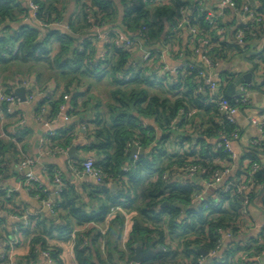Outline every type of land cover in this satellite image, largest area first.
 Wrapping results in <instances>:
<instances>
[{
	"label": "trees",
	"instance_id": "16d2710c",
	"mask_svg": "<svg viewBox=\"0 0 264 264\" xmlns=\"http://www.w3.org/2000/svg\"><path fill=\"white\" fill-rule=\"evenodd\" d=\"M30 1L39 9L37 20L48 28L40 30L38 27L21 26L13 33L7 28V33L0 34V68L5 70L42 63L56 71L61 94L48 95L40 103L39 111L48 104L54 117L65 106L64 97L68 96L71 97V108L67 114L82 117L77 125L54 133L48 146L70 149L79 130L86 131L92 143L85 151L92 154L96 168L105 176L102 186L97 190L104 196L101 201H106V205L97 212L80 207V198L67 185L56 201L58 216H52L50 220L33 219L32 230L23 232L30 247L25 259L36 261L42 257L43 252L49 251L57 264H65L61 259V246L53 241L54 235H57L63 242L75 237L73 252L77 264L131 261L139 246L143 252H154L153 256L143 260V264H200V261H205L209 255L217 252L224 233H231L233 237L240 235L246 217L239 196L208 192L204 201L193 204V196L203 187L194 182L180 184L173 178L178 168L193 164L201 166L206 171L203 179L210 181L216 170L230 166L235 168L230 181L240 183L245 178L250 185L264 186V169L253 176L249 174L252 164L261 165L264 141L247 156L249 165L234 160L224 148H216V143L222 136L231 139L234 136L240 137L241 130L237 124L226 121L216 106L207 103L208 95L200 92L204 82L199 77L198 67L202 64L194 63V68L181 70L183 73L177 77L169 73L161 76L159 70H156L159 58H156L158 54L154 46L176 43L180 31L175 33L173 29L183 18L203 37L213 41L211 58L215 62L245 54V49L235 41L236 31L230 32L220 20L218 29H223L220 34L207 20L208 13L201 14L198 5L199 1H203L205 9L215 11L217 4L209 5L204 0H122L123 19L117 26L119 9L115 0H75L80 13L76 20L69 21V31L65 32L60 28L66 15L65 0ZM232 2L241 9L248 0ZM253 2L250 8L259 17V21L238 28L246 34L245 41L250 49L264 43V0ZM28 13L26 0H0V28L19 24ZM90 20L94 24L89 23ZM165 22L172 28L170 33L164 32ZM94 27L119 28L129 36H135L143 28L147 29L143 39L153 52V61L147 64L139 61L134 66L131 53L117 49L113 43L106 46L105 58L97 59L95 41L83 38ZM113 37L110 35L112 41ZM54 43L59 44L57 53H53ZM260 57L264 63V52ZM261 74L264 80V73ZM104 78L111 80L112 89L103 113L97 111L103 105L102 101H98L96 110L90 106V101L95 99L92 94L95 86L90 81L100 82ZM83 89L85 93L81 92ZM229 102L241 108L231 100ZM182 110L196 111V114L191 118H181ZM88 113L92 115L91 120L87 119ZM133 142H139L145 151L135 161L130 155ZM2 144L0 142V147ZM177 149L183 152L178 153ZM2 153L0 148V158ZM3 164L0 161L2 176ZM127 167L131 168L125 173ZM53 170L49 169L52 178ZM164 174L169 176L167 180L163 179ZM109 182L121 185L120 192L112 194L106 188ZM35 194L40 195L42 200L50 198L49 192L39 190ZM249 196L251 201L256 200L255 194ZM11 201L0 190L1 209L4 210ZM217 202L220 203L215 206ZM260 202L264 206V193ZM165 203H169V206L163 207ZM174 205H182L187 211ZM113 207H120L127 214L111 213ZM63 211L68 213L67 217L62 216ZM129 215L125 254L119 251L118 244ZM106 223L108 227L102 234L100 227L103 228ZM87 224L96 227L90 234L74 231L77 225ZM93 233L96 234L91 238ZM114 239L116 244L113 243ZM104 241L108 249L105 258L97 246ZM159 246L166 247L167 252H159ZM263 252L264 242L259 238L246 247L231 244L222 256H211V263L206 264H255L252 259L262 257ZM114 253L120 254L117 262ZM244 255L246 257L242 259ZM17 261L23 263L22 259Z\"/></svg>",
	"mask_w": 264,
	"mask_h": 264
},
{
	"label": "crops",
	"instance_id": "0c3cea01",
	"mask_svg": "<svg viewBox=\"0 0 264 264\" xmlns=\"http://www.w3.org/2000/svg\"><path fill=\"white\" fill-rule=\"evenodd\" d=\"M167 1V0H166ZM209 5L218 4L221 0H204ZM119 9V17L117 26L121 24L123 19V7L122 0H115ZM29 0H26V5L28 6ZM64 7L66 9L65 19L62 26L60 27L65 32L69 31V21L71 19L76 20V16L79 15V5L76 4L75 0H65ZM37 19L34 15V12L30 10L27 16L23 17L19 24L4 25L0 28V34L7 33L6 29L10 28L11 33L17 31L21 26H30L33 28L38 27ZM222 23L227 26L230 32H235L236 29L241 24V18L236 15L233 10H228L225 15L222 17ZM165 33H170L172 28L164 23ZM119 31L122 34L126 35L129 38H134L138 36V33L135 36H129L126 32L119 28L106 27L102 30L91 29V31L86 34L84 39H93L95 41V50L96 58L101 60L105 58L107 53L106 46L102 41L97 39V35L100 31L110 32V31ZM179 46V51L181 55L175 52L172 45L166 44H156L154 46L155 51H157L158 56L156 58L159 60L157 63V69L161 76L164 74H171L174 77H177V70L183 64L192 65L196 62L201 63L200 55H195L193 50L192 38L187 29H181L178 34V41H176ZM258 51L264 48V43L257 45ZM53 53L59 51V44L54 43ZM132 55V64H137L143 56L142 50H136L131 53ZM246 55V54H244ZM244 55H235L228 60H219L218 66L215 69L213 77L215 80L223 81L224 95L229 85L234 81L242 78L245 74L250 72L253 65L256 64L257 56L249 55L247 61L243 59ZM252 57H255L252 60ZM169 78L168 80H170ZM30 82L32 85L31 92L33 94H41L42 96L35 97L34 100L29 101L26 89L23 85L25 82ZM255 83L253 88L250 91V100H251V118H256L258 113L264 110V83L263 77L255 76ZM91 84H94L95 88L93 90L94 101H90V106L95 108L99 105L98 101H102L100 107L97 108V111L101 110L105 112V106L109 100V91L112 89V82L109 78H104L100 82L94 80L90 81ZM171 82V80H170ZM0 86L5 90V92L14 93L19 88H25L27 95V102L21 103L16 116L8 115L6 113L4 118L0 116V142H2V154L0 158L4 164V175H1L0 178V190L4 191L7 194H10L9 199L12 201L7 205V208L12 206V213H29L33 216V219H51V213L48 208L43 204L42 201L36 198V194L33 191H30L27 188L22 176L19 174L18 165L25 158H33L36 162L34 167V174L37 177L40 184L47 189L51 195L55 192V187H53L51 172L52 169H56L60 172L61 180L65 184V187L69 185L73 192L80 198L79 205L83 206L84 209H92V207L97 206L96 204L101 203L103 195L99 194L97 190L98 187L102 184L97 183L95 180L84 177L77 178L73 174V168L76 164H81L88 158L92 157V154L85 151L91 143L92 140L89 139L86 131L79 130L77 136L73 141V146H77L75 154L79 157L78 160H72L67 155H58V156H49L44 152L45 147L48 146L47 135L51 133H57L80 123L81 115L69 116L67 112L71 108V97L66 101L65 110L60 112L53 117L51 114V108L48 104L44 105L42 111H39L40 103L45 101V98H48V95L55 96L61 94L60 88L61 84L58 82V77L56 71L48 69L46 65L42 63L39 64H30L27 66L14 67L11 69L3 70L0 68ZM240 86H236L234 89L235 94H239ZM81 92L85 93L83 89ZM226 96V95H225ZM84 114V113H83ZM85 115V114H84ZM247 112L245 114H239L236 118V123L241 130L240 139L233 143V150L235 152L236 160L244 162V165H248L249 161L246 160L247 156L254 149L251 146L253 140L260 139V134L255 126H253L248 120ZM88 120L92 119V115L88 113L86 115ZM24 120V124L20 125V121ZM46 142L45 145L42 142ZM10 144L13 145L10 147ZM178 153H182V149H177ZM262 169H264V157L261 158ZM52 167V168H51ZM54 174V173H53ZM52 174V175H53ZM173 180L177 183L184 184L190 183V181L184 180L181 176L174 177ZM155 179H153V182ZM194 183H201V181L194 180ZM155 183V182H154ZM105 186V185H104ZM113 186H117V189L112 192ZM107 189L111 191L112 194L120 192L121 185L116 183H109L106 186ZM149 188V186H148ZM255 194L256 200L254 204L250 207L249 217L244 219V224L242 226V231L237 237L231 239H225L222 249L220 250L218 256H222L224 250L227 249L231 244H239L243 247L249 246L255 240L261 238L264 231V206L261 204L260 200L262 194L264 193V186H255L254 184L250 185L248 194ZM6 209V207H5ZM0 207V263L4 262L2 257L7 251V240L8 238H17L21 240V244L16 246L14 250V257L17 260L22 259V264H45V260L42 257H39L36 261H27L25 258L29 255L30 247L27 245V237L21 233L17 234V227L20 226L21 221L12 218L9 214V210L5 211ZM122 212L121 210L116 211ZM124 215L126 212H122ZM62 216L67 217L68 213L63 211ZM130 216V215H129ZM71 220V219H70ZM76 224V223H75ZM103 228L108 227V223L102 226ZM93 228H96L93 224L87 225H77L74 229L75 232H91ZM128 225L124 228L123 236L119 242V251L127 254L126 241L128 238ZM105 233V230H102ZM90 234V233H89ZM96 233L91 235V238L95 236ZM103 234V232H102ZM18 235V236H17ZM55 239L53 241L62 248L61 259L65 264H77L74 257V243L75 237L68 241H61L58 239L57 235H54ZM115 238V237H114ZM116 239H114L115 243ZM103 244V245H102ZM116 244V243H115ZM114 244V245H115ZM105 241L100 242L99 246L103 252V257H107L108 249L105 247ZM96 259V257H94ZM115 262L120 258V254L114 253ZM252 261L255 264H264V259L254 258ZM208 262V259L207 261Z\"/></svg>",
	"mask_w": 264,
	"mask_h": 264
},
{
	"label": "built area",
	"instance_id": "2783aa9c",
	"mask_svg": "<svg viewBox=\"0 0 264 264\" xmlns=\"http://www.w3.org/2000/svg\"><path fill=\"white\" fill-rule=\"evenodd\" d=\"M144 2H147V0H143ZM203 1H199L198 5L201 8L200 12L208 13L207 20L209 21L210 25L212 26L213 29H218L220 27V20H222V17L225 15L228 10H233V12L238 15L241 18V26H246L248 24H251L253 22H258L259 17L253 12V10L250 8V3L248 0V3L242 7L241 9H238L235 4L232 2V0H221L217 5L215 11L213 10H207L203 6ZM28 6L31 11L34 12V15L37 19V13H38V7L32 3L29 0ZM252 6V5H251ZM183 14V12L181 13ZM38 21V20H37ZM38 28L40 30H45L48 28V26L42 22H37ZM89 23H93L92 20L89 21ZM238 27V28H239ZM236 29L235 33V41L237 44H239L241 47L245 49V54H248L250 52H261L262 50L258 51V46L252 47L250 49L249 44L245 41L246 39V34L244 33L243 30H238ZM93 29L96 30H102L100 27H94ZM181 29H187L189 34L191 35L192 38V44H193V50L195 51V55H200L201 59V67L199 68V77L203 79L204 82V87H201L200 92H202L205 95H208L209 100L208 104L209 105H214L218 108L220 113L223 115L226 121H228L231 124H237L236 123V118L239 114H245L247 112L248 115V120L250 123L255 126L260 134V139L253 140L251 142V146L253 148L257 147L260 142L264 141V110L260 111L257 115L256 118H251V100H250V91L251 88H253V84H245V85H240V90L239 94L234 99H229L234 104L239 105L241 108H238L236 106H232L228 100V98L224 95V90L225 88L223 87V81L221 80H215L213 77V74L215 72V69L218 66V62H215L211 58V51L213 49V41L210 38L203 37L201 33H199L195 28L189 26V23L186 19L183 18V20L173 29V32L177 33ZM147 29L143 28L142 32L138 33L137 37L134 38H129L126 35L122 34L121 32L117 31H110V32H103L100 31L97 35V39L102 41L105 45L109 44H114V46L122 50L123 52L127 53H133L136 50H142L143 51V56L142 59L140 60L142 64H147L151 63L153 61V52L145 45V41L143 39V33L146 32ZM218 32L220 34L223 33V29H218ZM110 35H113V41L110 38ZM224 39L222 38L221 41ZM14 51L16 52L17 49L15 48ZM5 56V55H4ZM257 62L256 64V75L255 76H261L262 72L264 73V63H263V58L260 56H257ZM134 64V66L138 65ZM260 66V68H259ZM185 68H194V65H189V64H183L178 70L177 74L183 73L180 72L181 70H184ZM261 72V73H260ZM127 81L129 79H126ZM29 92L28 95V100L32 101L35 99V97L42 96L41 94H33L31 92L32 90V85L30 82H25L23 85ZM69 99L68 96L64 97V100L67 101ZM21 102L19 98L14 94V93H8L5 92V90L0 86V116L1 118H4L5 114V108H6V113L8 115H15L17 114V110L20 106ZM65 106L61 107V110H65ZM196 114V111H190V112H185L181 111L180 116L181 118H191ZM24 120L20 121V125L24 124ZM51 137H54V133L48 134L47 139ZM240 137L234 136L233 139L228 138L226 136H222L221 140L216 143V148H224L226 152L231 154L233 156V159L236 160L235 152L233 150V143L237 140H239ZM43 145L46 144V142H42ZM132 149H137L138 152L143 151L140 143L139 142H133L131 145V150ZM70 149H62V148H47L45 147L44 152L46 155L49 156H58V155H67L69 153ZM131 152V151H130ZM140 154H137L133 157V160H137ZM250 164V163H249ZM248 164V165H249ZM36 165V162L34 161L33 158L30 157H25L18 165V170L19 174L22 176L25 184L27 185V188L30 191L33 192H38L39 190L43 193L49 192L47 189H45L40 182L38 181L37 177L34 174V167ZM131 167H127L124 169V172L127 173L130 171ZM235 168L230 167V166H223L221 169L216 170L210 181H205L203 177L206 175V171L199 165H184L183 167H180L176 170L177 174H175L176 177L181 176V178H184L186 181H194L195 179L200 177V181L202 180L201 183L198 185H201L203 189L199 192H197L193 196L192 203L197 204L198 202H202L205 200L207 193L208 192H218L220 194H233L235 196H239L242 203H243V209L242 212L245 217H249V209L250 207L254 204V201H251L250 199V194H248V191L250 189V183L247 181L245 178L242 180L240 183H235V181H230V178L233 176ZM260 170H262V165L260 164H252L250 167L249 174L250 176L255 175L258 173ZM53 187H55V192L53 195L50 193V198L49 200H42L40 195L36 194V198L40 201L43 202V204L48 208L49 212L51 213V216L57 217L58 213L56 211V208L58 207L56 205V201L60 198V195L62 191L66 188L65 184L61 180V174L58 170H53ZM73 174L77 178H84L88 177L93 180H95L99 184H103V180L105 179V176L103 175L102 171L96 168L95 166V160L93 157L88 158L81 164H76L75 167L73 168ZM168 175L164 174L163 179L167 180ZM1 178V174H0ZM112 183V182H109ZM217 194V193H216ZM7 197V194H6ZM8 197H10V194H8ZM8 198V199H9ZM55 198V200L53 199ZM217 198V197H216ZM220 202H217L215 206H218ZM12 210V206L7 208L5 211ZM121 210L120 207H113L111 213H115L116 211ZM12 218L21 221L20 226L17 227V234H21L24 231H27L28 229L33 228V216L30 215L28 212L27 213H10L9 214ZM104 234V231H102ZM18 236V235H17ZM233 238V235L231 233H224L223 234V240L219 242V248L217 252H213L211 256L215 257L218 252L221 250V246L223 247L225 239H231ZM261 242H264V231L263 235L261 236ZM21 244V240L19 237L17 238H8L7 240V251L5 255L2 257V260L6 262V264H19L17 259L14 257V250L16 246ZM158 251L161 253H166V247L159 246L157 247ZM209 255L208 258H211ZM246 255L242 256V259H244ZM42 258L45 260V264H57L55 260H53L51 254L49 251H45L42 253ZM133 259V258H132ZM259 260L264 259V252L262 257L258 258ZM207 260V259H206ZM205 261H200V264H206ZM115 264H136L131 261H126V262H117ZM143 264V263H140Z\"/></svg>",
	"mask_w": 264,
	"mask_h": 264
},
{
	"label": "water",
	"instance_id": "95a60500",
	"mask_svg": "<svg viewBox=\"0 0 264 264\" xmlns=\"http://www.w3.org/2000/svg\"><path fill=\"white\" fill-rule=\"evenodd\" d=\"M249 3L251 5H254V2L253 0H249ZM264 52V48L262 49L261 52H250L246 55L243 56V59L245 61H247V57L249 55L251 56H260L262 53ZM256 73V65H253L252 69L250 70V72H248L247 74H245L242 78H239L238 80H234L228 87V89L226 90L225 92V95L228 99H234L237 94H235L234 92V89L236 86H240V85H245V84H254L256 81H255V74ZM15 95L19 98L20 102L21 103H26L27 102V95H26V90L25 88H19L16 90L15 92ZM76 148L77 146H72L69 150V156L72 160H78L79 157L75 154L76 152ZM137 154H140V155H144L145 154V151H141V152H138L137 149H132L131 152H130V155H131V158L133 159V157ZM195 180H198L200 181V177L195 179ZM117 189V186H113L112 188V192H114L115 190ZM55 200V198H53ZM169 206V203H165L163 207H168ZM174 207H178L180 209H183L185 211H187V208L182 206V205H174ZM154 255V252L151 250L149 252H143V249L139 246L136 248V255L133 257V262L136 263V264H140L143 262V260L147 259L148 257L150 256H153ZM203 255L204 256H207V253L206 252H203ZM211 259L208 258V263H211Z\"/></svg>",
	"mask_w": 264,
	"mask_h": 264
},
{
	"label": "rangeland",
	"instance_id": "374dc122",
	"mask_svg": "<svg viewBox=\"0 0 264 264\" xmlns=\"http://www.w3.org/2000/svg\"><path fill=\"white\" fill-rule=\"evenodd\" d=\"M173 49L175 50V52L176 53H178L179 52V54L178 55H181V52L179 51V46H178V43H174L173 45ZM97 206H94V207H92V209L91 210H88V211H95V212H97V211H99L102 207H104V205H106V201H102L101 203H98V204H96ZM92 213V212H91ZM129 219H130V216H129V218H127V221H126V227H127V225H129V223H128V221H129ZM107 227H105V228H101L100 227V229H102V230H105ZM101 230V231H102ZM103 245V244H102Z\"/></svg>",
	"mask_w": 264,
	"mask_h": 264
}]
</instances>
